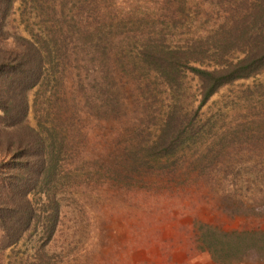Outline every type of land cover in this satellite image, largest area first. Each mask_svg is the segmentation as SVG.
Returning a JSON list of instances; mask_svg holds the SVG:
<instances>
[{"label": "trees", "instance_id": "obj_1", "mask_svg": "<svg viewBox=\"0 0 264 264\" xmlns=\"http://www.w3.org/2000/svg\"><path fill=\"white\" fill-rule=\"evenodd\" d=\"M14 2L0 0V250L30 245L6 264H62L44 247L65 196L92 182L118 191V264H190L200 252L215 264L251 252L264 263V222L223 229L193 214L214 204L264 217L229 185L221 196L213 186L216 177L234 178L232 162L244 152L264 156V127L241 138L242 129L217 126L202 112L238 80L264 88V0H19L27 35L6 29ZM187 75L198 84L195 108L178 95ZM134 83L139 94L153 83L166 95L154 106L135 101L153 113L147 128L126 132L133 121L121 92ZM89 89L105 91L80 93ZM248 122L261 126L264 110ZM227 136L240 141L215 142ZM166 224L173 232L162 238ZM156 244L163 245L152 250Z\"/></svg>", "mask_w": 264, "mask_h": 264}, {"label": "rangeland", "instance_id": "obj_2", "mask_svg": "<svg viewBox=\"0 0 264 264\" xmlns=\"http://www.w3.org/2000/svg\"><path fill=\"white\" fill-rule=\"evenodd\" d=\"M119 1L124 3L125 0ZM147 1H151L149 4L152 6L153 0ZM18 7L19 0H15L12 13L6 23V29L10 34L18 33L27 35L24 30V23L20 21ZM258 79L263 81L264 76L261 75ZM254 82V79L238 80L233 84L222 87L208 100L206 105L202 107V112L208 116L212 115L217 118V126L228 127L230 131L233 129H242L241 138H243L244 131L246 133L248 129L253 130L252 135H257L264 127V123L259 126L260 124L252 125L248 121L252 119L253 115L261 113V111L264 110V106L259 107L261 104L259 101H264V88L261 89ZM150 85V89L152 90L150 91L144 87L141 94H139L140 90L135 87L138 86L137 83L133 84L130 91L124 89L121 92L128 104V112H126L125 118H130L133 121H127V123L123 125V127L127 129L126 132L133 127L149 126L147 119L151 115L152 108H150L151 112L146 108H138L135 101H141L143 104L148 105L152 104V106L158 105V101L162 100L161 98L165 101L164 97L166 92H162L163 88L153 83H150ZM134 88L135 90H133ZM197 88L198 84L196 79L187 75L181 88H179L180 92H178L181 101L191 104L195 108L199 102ZM78 90L80 91L81 89ZM35 91L36 90L33 89L28 93L29 103L31 105ZM104 91L100 90V94H95L96 91L89 89L87 91H81L80 93L99 96L102 95ZM145 110L147 113H143ZM27 119L30 125L33 126L35 124L34 112L31 106ZM123 137L124 135L118 139L121 144L123 143ZM232 141L237 143L240 140L235 137L232 138V136H227V139L223 141H217L215 139L216 143H224L225 145H230V143H233ZM233 145H239L237 146L238 148L244 147L243 144ZM257 154H260V152H256L255 150L252 152H244L236 162H232L234 164H232V168L235 169L234 172L238 171V173L234 174V178L230 179L229 176V178L223 180L221 177H216L213 186L216 194L221 196V190L226 187V185H229L234 196L242 197V200L246 201L248 207L255 206L257 208L255 211L262 214L261 211H264V156L258 157ZM252 165H254L253 170L251 168ZM259 170H261V172H259ZM106 181L111 182L110 179ZM114 183L118 185V181ZM173 188H175V186ZM186 189L187 187L184 190ZM176 194V192H173V195ZM210 205L211 206L198 207L193 213L194 218L202 222L218 225L223 229H230L243 225L250 226L256 224L258 221L264 222V217L262 215L258 219L255 217L245 218L242 215L227 213L221 210V208L216 209L214 204ZM61 211L60 224L57 231L52 240L44 247L48 254L54 256V260H61L60 262L62 264H104L102 259H106L112 264H118V258L121 255H118V230L119 232L122 230V226L120 228L118 223V219H121L118 216V191L112 190L109 185L96 184L93 182L87 187L77 186L73 193L65 196ZM251 214H253V212H251ZM192 218L193 217L183 218L181 221L178 219V223H190L192 222ZM168 226L167 224L162 225V238L172 234L173 231L168 228ZM121 239L120 243L123 241V237H121ZM24 244L27 246L28 243L23 241L16 248L13 246L4 251L0 250V259L3 263L13 262L18 252L17 249L23 250L25 247ZM29 245L30 244H28V246ZM161 245L163 244H156L152 247V250L156 247H161ZM172 249L173 252L176 251L177 246L173 244ZM173 256L175 261H181L183 258V254L175 253ZM136 259H141V256L137 255ZM143 259L144 258L138 261H143ZM190 264L215 263L208 253L200 252L191 258ZM232 264L264 263L257 254L255 255L251 252L247 253L241 262Z\"/></svg>", "mask_w": 264, "mask_h": 264}]
</instances>
